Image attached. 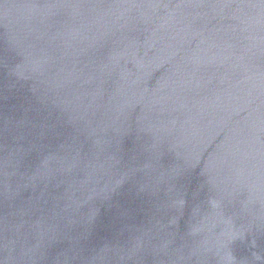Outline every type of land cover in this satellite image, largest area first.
<instances>
[{
    "label": "water",
    "instance_id": "obj_1",
    "mask_svg": "<svg viewBox=\"0 0 264 264\" xmlns=\"http://www.w3.org/2000/svg\"><path fill=\"white\" fill-rule=\"evenodd\" d=\"M0 264H264V0H0Z\"/></svg>",
    "mask_w": 264,
    "mask_h": 264
}]
</instances>
